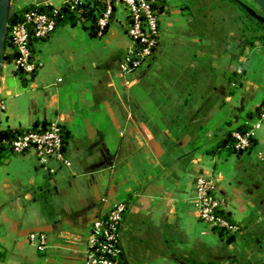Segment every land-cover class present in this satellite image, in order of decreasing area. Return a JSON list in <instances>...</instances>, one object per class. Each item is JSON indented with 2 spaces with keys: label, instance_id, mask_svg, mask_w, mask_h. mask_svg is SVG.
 Segmentation results:
<instances>
[{
  "label": "crops",
  "instance_id": "1",
  "mask_svg": "<svg viewBox=\"0 0 264 264\" xmlns=\"http://www.w3.org/2000/svg\"><path fill=\"white\" fill-rule=\"evenodd\" d=\"M159 1L154 51L128 75L122 4L103 30L82 11L57 23L24 79L4 62L0 130L57 123L65 163L0 151V264H85L89 229L119 202L124 264H264V28L244 30L232 0ZM245 122L251 146L212 151ZM198 174L214 180L236 232L199 220Z\"/></svg>",
  "mask_w": 264,
  "mask_h": 264
},
{
  "label": "built area",
  "instance_id": "2",
  "mask_svg": "<svg viewBox=\"0 0 264 264\" xmlns=\"http://www.w3.org/2000/svg\"><path fill=\"white\" fill-rule=\"evenodd\" d=\"M88 1L92 2L93 0H65L64 3L76 10L75 14L80 16L81 8L75 9L76 6ZM101 1L102 8L96 7V24L99 30H103L107 26L113 7L117 4H122L128 14L126 30L133 47L120 67L121 72L128 75L144 66L151 57L157 42L158 16L152 7L151 0ZM55 26V16L36 9L22 12L20 20L10 27L8 25L6 40L8 39L9 45L5 43V52L15 51L17 53V57L12 62L14 69L21 70L24 76H30L35 71L37 62L34 45L47 38ZM252 132L249 122L243 133L237 130L231 131L235 140L234 148L237 150L247 149ZM62 136V128L52 122L43 129H30L16 134L7 144L5 152L20 154L32 150L40 163H44L50 158H56L65 163ZM193 183L194 205L199 220L212 228L236 232L239 227L221 214L223 201L217 193L214 180L208 175L198 174ZM126 208L124 202H119L104 216L93 222L85 239V264H124L120 246V231ZM28 239L40 251L47 248V239L43 233H30Z\"/></svg>",
  "mask_w": 264,
  "mask_h": 264
},
{
  "label": "trees",
  "instance_id": "3",
  "mask_svg": "<svg viewBox=\"0 0 264 264\" xmlns=\"http://www.w3.org/2000/svg\"><path fill=\"white\" fill-rule=\"evenodd\" d=\"M152 1V7L155 10V13L157 14V16L159 15V6L161 4V2L159 0H151ZM235 3V2H234ZM236 4V3H235ZM240 10H242L247 17L255 20L257 23H260L262 25H264L263 23L257 21L256 19H254L252 16H250L246 10L244 8H242L241 6H239L238 4H236ZM98 8H102L103 3L101 0H93L92 2H82L79 3L78 6H76L75 9L81 8L82 11V15L85 18H90L91 22H92V29L94 31H96V25H95V20H96V14H97V7ZM30 9H36L39 10L40 12H45L48 14H51L52 16H55V21H56V25L59 22L65 21V20H72L74 19V17L76 16L75 12L76 10L71 9L70 6L66 3H64L60 8L54 10L55 8L51 7V6H47V5H43V4H39V5H29L23 9H19V10H12L11 11V15H10V19H9V27L14 24L16 21L20 20L21 18V13L26 11V10H30ZM7 45H9L8 39L5 42ZM17 57V53L15 51H6L5 55H4V61L6 62H13V60ZM15 73L21 78L24 79V74L21 72V70H16L15 69ZM44 127L40 128L43 129ZM31 129H38L36 126H33ZM246 128L244 126L239 127L238 129H235L241 133L244 132ZM30 130V129H28ZM28 130H23V129H19V130H12V129H7V130H0V151L5 150L7 144L14 138V136L16 134L28 131ZM63 144H64V139H65V134L63 133ZM234 144H235V140L231 135V132H228L225 136V138L212 150L214 152H216L218 149L226 147L229 150H236V151H240L234 148ZM252 145V139H250L249 142V146ZM218 230H223V229H219V228H215Z\"/></svg>",
  "mask_w": 264,
  "mask_h": 264
},
{
  "label": "water",
  "instance_id": "4",
  "mask_svg": "<svg viewBox=\"0 0 264 264\" xmlns=\"http://www.w3.org/2000/svg\"><path fill=\"white\" fill-rule=\"evenodd\" d=\"M242 8L246 10V12L252 16L257 21L264 24V0H254L258 9L256 10L252 6H249L242 0H232ZM11 3L12 0H0V74L2 70V66L4 64V55H5V41H6V33L8 29V23L11 15Z\"/></svg>",
  "mask_w": 264,
  "mask_h": 264
},
{
  "label": "rangeland",
  "instance_id": "5",
  "mask_svg": "<svg viewBox=\"0 0 264 264\" xmlns=\"http://www.w3.org/2000/svg\"><path fill=\"white\" fill-rule=\"evenodd\" d=\"M30 1L31 0H15V5L19 6L21 3H24V2H26V4H28ZM242 1H244L245 3H247L249 6H252L256 10L258 9V7H257L256 3L254 2V0H242ZM118 6H121V5H118ZM118 6L116 7V14L119 16V15H121V10H120L121 7H118ZM14 9H15V7H14ZM14 9L11 8V11L14 10ZM240 14H241V17L244 18L241 21V23H244L243 24V26H244L243 29L244 30H246L245 28H248V27L250 29H253V28H264V25H262L260 23H257L255 20L247 17L246 14L242 10H241V13ZM84 262H85V258H84Z\"/></svg>",
  "mask_w": 264,
  "mask_h": 264
}]
</instances>
